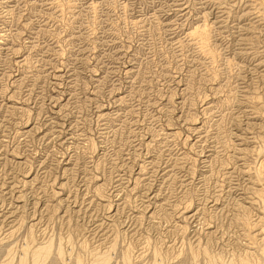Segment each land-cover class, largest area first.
<instances>
[{
  "label": "rangeland",
  "instance_id": "1",
  "mask_svg": "<svg viewBox=\"0 0 264 264\" xmlns=\"http://www.w3.org/2000/svg\"><path fill=\"white\" fill-rule=\"evenodd\" d=\"M105 255L264 264V0H0V264Z\"/></svg>",
  "mask_w": 264,
  "mask_h": 264
},
{
  "label": "bare ground",
  "instance_id": "2",
  "mask_svg": "<svg viewBox=\"0 0 264 264\" xmlns=\"http://www.w3.org/2000/svg\"><path fill=\"white\" fill-rule=\"evenodd\" d=\"M107 197V196H106ZM4 202V201H3ZM5 203V202H4ZM197 213V212H196ZM187 216V215H186ZM189 219V218H188ZM23 229V228H22ZM102 235V234H101ZM196 238V237H195ZM204 238V237H203ZM193 246V245H192ZM48 251L47 248L43 247V248H38L35 252H34V257L35 258V262H37L38 260H40V257L44 255V253H46ZM135 253V252H134ZM33 255V254H32ZM104 255V254H103ZM102 255V256H103ZM108 255V254H107ZM147 255V254H146ZM109 256V255H108ZM108 256H104V257H100L97 261L96 264H104L107 263L106 260L108 258ZM160 258V257H159ZM158 259V258H157ZM156 260V259H155ZM160 261V260H159ZM160 263V262H159ZM245 264V263H244Z\"/></svg>",
  "mask_w": 264,
  "mask_h": 264
}]
</instances>
